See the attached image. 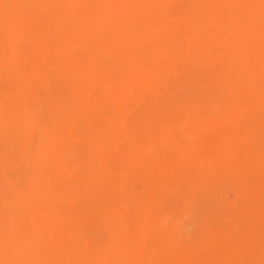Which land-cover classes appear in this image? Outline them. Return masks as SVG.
I'll use <instances>...</instances> for the list:
<instances>
[{"label": "rangeland", "instance_id": "obj_1", "mask_svg": "<svg viewBox=\"0 0 264 264\" xmlns=\"http://www.w3.org/2000/svg\"><path fill=\"white\" fill-rule=\"evenodd\" d=\"M34 1L39 2L0 0V264H29L31 258L30 264L38 258L44 264H83L84 258L87 264H123L121 251L126 252L121 258L125 260H129L128 252H134V259L124 264H200L201 259L204 264L211 262L210 256L215 264H264V101L253 86L244 85L247 77H258L264 89V62L260 64L264 60V10L253 24L246 0H141V4L120 0L116 14L127 20L120 21L127 29L120 51L131 61L130 74L136 84L114 85L112 78H119L110 71L112 57L101 59L107 64L95 81L92 71L85 70L94 56L93 47L101 51L107 44L109 18L95 13V18L99 16L95 21L79 19L71 25L59 18L50 0L51 7H43V0L38 5ZM77 15L69 13L68 17ZM250 24L252 30L247 28ZM135 29L141 30V36ZM138 43L141 56L136 55ZM237 43L243 46L235 49ZM81 69L84 72L78 74ZM137 74L141 75L134 78ZM124 89L133 93L119 104ZM57 97L67 101L72 97L77 107L59 118L53 134L48 132L54 126L49 119ZM36 105L41 109H35ZM17 109L30 119L49 118L31 132L26 120L12 121ZM212 127L224 140H216ZM46 136L60 145L51 143L50 148L37 150ZM220 141H228L224 143L227 149L222 150ZM31 143L47 153L39 152L44 165L36 162L40 160L36 151V159L29 155ZM27 161L36 162L42 174L38 178L36 173L38 183L25 174L31 171ZM123 173L124 178H119ZM220 184L223 191L216 189ZM47 218L53 219L54 228L48 225L53 237L36 238L33 245L37 248L28 247L31 253L40 252L34 262L35 253L29 259L25 245L33 233L28 235L27 230L32 225L37 229L39 221L49 223ZM149 221L156 231L158 225L159 229L165 226L163 235L169 242L165 255L157 250L163 237L159 231L154 235ZM115 222L123 231L112 237L118 231L110 230ZM102 230L107 249L101 246ZM105 231L111 233L105 235ZM166 231L173 234L172 240H167ZM98 240L100 247L93 244ZM115 241L121 243L119 247ZM91 244L104 248L100 252L95 247L92 253L104 252L106 258L101 255L96 260L91 253L86 260L90 254L85 247Z\"/></svg>", "mask_w": 264, "mask_h": 264}, {"label": "bare ground", "instance_id": "obj_2", "mask_svg": "<svg viewBox=\"0 0 264 264\" xmlns=\"http://www.w3.org/2000/svg\"><path fill=\"white\" fill-rule=\"evenodd\" d=\"M44 1V5H42L43 7L45 6V5H49L50 6V3H48L47 2V0H43ZM55 1V2H54ZM122 1H124V0H122ZM121 1V2H122ZM127 1V0H126ZM134 1V3H135V1H136V3L137 4H141V0H133ZM246 1H249L250 2V4H249V6L247 7V10H246V12L247 13H251L252 14V16H253V19L251 20L252 21V23L253 24H255L256 23V18H257V16L259 15V13L260 12H263V10H264V2L263 1H260V0H246ZM35 3L37 2V1H34ZM39 2H40V0H39ZM38 2V3H39ZM50 2H52V4H51V6H55V7H57L58 8V10H59V13H58V15H59V18L61 19L62 17H63V19L65 20V22L66 23H68V24H71V25H73V24H77L78 22H79V19H80V22H89V21H95L97 18H99V16L101 15H106L108 18H109V20L111 21L110 23H109V25L107 26V30H106V32H105V37L107 38V44L103 47V49L100 51L99 50V47H93V51H94V56L93 57H91V59H92V61L90 62V63H88L86 66H85V70H90V71H92L90 74L91 75H93V80L95 81V76H98L102 71H103V67H104V65H106L107 63H103L102 61H101V59L103 58V57H112L113 59H114V61H113V67L111 68V72L113 73V76H114V74H116V78H119V79H115V77H113L112 78V80L114 79V80H116V81H112V83L114 84V85H118L120 82L122 83V84H120V85H123L124 83V85H126V84H128L129 82H131L132 81V78L133 77H131V70H132V66H131V61H129L128 59H126L125 58V55H124V52H122V51H120V45H121V41H122V38H124L123 36H124V32H125V30H127V29H125V27L123 28V27H121V23H127V20L125 21L124 19H122V20H120V18H118L119 16L116 14V8H117V6L120 4V0H50ZM54 2V3H53ZM38 3H36L37 5H38ZM125 3V2H124ZM42 4H43V2H42ZM50 6V7H51ZM46 9V8H45ZM138 11H140L138 14H141V7L139 6L138 7ZM78 14L77 16H73V17H68V14ZM95 13H99V16L97 17V18H95L94 17V15L93 14H95ZM129 14V13H128ZM123 16V15H122ZM128 16V15H127ZM127 16L125 17V16H123V18H127ZM120 21H121V23H120ZM123 21V22H122ZM68 26H70V25H68ZM103 26H105V24L103 25ZM102 26V27H103ZM82 28V25H81V27H80V29ZM247 28H248V30H252L253 29V26H252V24H250L249 26H247ZM125 29V30H124ZM133 29H131L130 28V32L132 31ZM128 32H129V28H128ZM134 33L135 34H137V35H139V36H141V30H134ZM126 34V33H125ZM238 41H244V40H246V39H244V38H238L237 39ZM60 43H62V42H60ZM59 43V44H60ZM62 44H64V43H62ZM243 46V44L242 43H237L236 44V46H235V49H239V48H241ZM136 47L137 48H135L136 49V55H139V56H141V43H138L137 45H136ZM135 49L133 50V51H130V52H135ZM138 51H139V53H138ZM127 52H129V51H127ZM128 53V54H131V53ZM138 56V57H139ZM131 58V57H130ZM141 58V57H140ZM132 59V62L134 63V62H136V58H134V60H133V58H131ZM262 62H264V60H262L261 62H260V64L262 63ZM121 64H124L122 67H121ZM134 65H136V63L134 64ZM262 65V64H261ZM263 67V66H262ZM137 68V67H136ZM138 69V68H137ZM139 71H140V69H139ZM84 72V70L83 69H81L79 72H78V74H81V73H83ZM139 73V72H138ZM141 74H137L134 78H138L139 76H140ZM118 76V77H117ZM261 79V78H260ZM119 80V81H118ZM138 81V80H137ZM116 82H119L118 84L116 83ZM133 83H134V85L136 84V81L134 82V81H132ZM245 82V84L244 85H250V86H253L254 87V89H255V93H257V97L258 98H260V99H263V100H261V101H264V89H260V84H259V81H258V77L256 78V79H254V80H252V79H249L248 77H247V80L246 81H244ZM249 82V83H248ZM132 83V84H133ZM19 85V87H20V85L21 84H18ZM29 86V85H28ZM129 86V85H128ZM22 87V86H21ZM25 87H27V86H25ZM136 87V86H135ZM132 88H133V90H134V87H132L131 86V90H132ZM20 89H22V88H19V90ZM126 89H124L123 91H122V96H123V98L118 102L119 104H121V103H124V101H126V100H128L130 97H131V95H132V91H128V90H126ZM22 91V90H21ZM128 92V93H127ZM111 99L113 100V102H116L117 101V97H111ZM75 100L72 98V97H70L69 99H68V101L67 100H63V97H57V98H55L54 99V102L57 104V106L55 107V109H54V111L52 112V115L50 116V121H53L54 122V126H53V128H51V129H49L48 130V132H52L53 134H54V132H55V127L57 126V123H58V120H59V118H62L66 113H67V111H68V113H70V109L72 108H74V107H77V105L75 106V104H77V103H75L74 102ZM74 106V107H73ZM34 108V107H33ZM35 109H37V110H40L41 108H40V105L39 106H37L36 105V107H35ZM71 109V110H72ZM43 111V110H42ZM41 111V112H42ZM97 112V111H96ZM14 113H12L11 114V116L13 115ZM72 114V113H71ZM26 114H25V112L24 111H22V110H19L18 111V109L16 110V113L14 114V116H12L11 117V119H12V121L13 122H16V120L18 119V118H21V119H23V120H26L28 123H29V125H30V127H31V132L33 131V127L34 126H43V125H45V123L48 121V119L47 118H49V117H47V116H45V115H41V116H38L37 118H34V119H30V118H27L26 116H25ZM233 117H235L236 116V113H234L233 115H232ZM233 117H231V118H233ZM241 117V116H240ZM239 116H238V118H240ZM99 124V123H98ZM102 126H105V125H102ZM101 126V127H102ZM92 127H94V126H92ZM98 127H99V125H98ZM96 128V127H95ZM97 130H98V133L99 134H101L100 133V128H96L95 129V131L97 132ZM100 130V131H99ZM208 130V129H207ZM207 130H204L203 132L205 133H210V132H207ZM212 130H214V128L212 127V129L210 130V131H212ZM89 131H90V129H89ZM93 131H94V129H93ZM92 131V134H93V136L96 134V133H94ZM216 131V132H215ZM103 132V131H102ZM108 132V131H107ZM213 132H215L214 133V136H215V138H216V140L217 139H219V140H224V139H222L221 137H222V133L221 132H219V130H217V129H215L214 131H212V133L211 134H213ZM218 132V133H217ZM104 133V132H103ZM219 133H221L220 135H218ZM87 134H89V133H87ZM92 134H89V135H92ZM210 134V135H211ZM216 135H218L219 136V138H218V136H216ZM96 136V135H95ZM94 136V137H95ZM99 135L97 134V137H98ZM102 136H104V134H102ZM101 136V137H102ZM49 136H46V138H45V140L47 141H43V142H41L39 145H38V147H36V149L37 150H39V148H41V147H45V148H50V144L52 143V145H55V143H57V144H59V142H57V141H55L54 139V141L52 142H49L48 140H50L51 138H53V137H51L50 139L48 138ZM105 137V136H104ZM205 137V136H204ZM211 139H213V136L211 135ZM224 137V136H223ZM100 138V137H99ZM203 139V138H202ZM95 140V139H94ZM100 139H98V141H99ZM104 140H105V138H104ZM103 140V138L101 139V141L100 142H103L104 141ZM215 140V139H214ZM215 140V141H216ZM185 141V140H184ZM187 141V140H186ZM191 142H194V141H192V140H190ZM190 141H188V142H190ZM96 142V141H95ZM99 142V143H100ZM226 142H228V141H225L224 143L226 144ZM45 143H46V145H45ZM60 143H62V142H60ZM185 143H187V142H185ZM220 143H221V141H220ZM223 142L221 143V144H223L222 145V147L224 146V148H222V150H225V149H227V146H225V144H224ZM231 143V142H230ZM42 144H44L43 146H42ZM219 144V143H218ZM49 145V146H48ZM60 145V144H59ZM101 145V144H100ZM228 145V144H227ZM33 144L31 143V150H33V151H29L30 153H29V155H31V156H34L35 155V152L34 151H36V153H37V157L36 158H38V156H39V158L38 159H40V160H37L36 158H35V156H34V159H36V162H40L42 165H44L45 163H43V160L42 159H44V157L43 156H41V154L40 153H42V154H47L46 152H40V151H37L36 149H34L33 147ZM41 146V147H40ZM46 146H48V147H46ZM154 146V145H153ZM156 146V145H155ZM229 146V145H228ZM55 147V146H54ZM218 147H219V145H218ZM226 147V148H225ZM231 147V146H230ZM41 149H43V148H41ZM40 149V150H41ZM156 149H157V147H156ZM97 150V149H96ZM100 150V149H99ZM134 150H136V149H134ZM229 150H230V148H229ZM98 151V150H97ZM231 151H232V148H231ZM32 152H33V154H32ZM40 152V153H39ZM132 152V151H131ZM221 152H223V151H221ZM235 152V151H234ZM40 155H39V154ZM230 153V152H229ZM236 154V153H235ZM233 155V154H232ZM31 156H29V158L31 159ZM40 156L41 157H43L42 159L40 158ZM67 156V155H66ZM33 158V157H32ZM66 158V157H65ZM231 159H232V157H230ZM67 159V158H66ZM71 159V158H70ZM69 159V160H70ZM204 159H205V157H204ZM230 159V160H231ZM47 160V159H46ZM46 160H44V162H46ZM202 161H201V163H204V160L203 159H201ZM32 161V160H31ZM42 161V162H41ZM30 165L32 164V162H30V161H27ZM36 162L34 161V163L36 164ZM38 162V165H40V163ZM232 162H234V160L232 161ZM231 162V163H232ZM236 162V161H235ZM28 163H27V166L28 167H30V170L31 171H29V170H26V172H25V174L27 173V175L28 174H30L32 177H30V178H32V179H36L37 177L38 178H41L40 177V175H42L41 173L39 174L38 173V171L39 170H37L36 169V167L34 166V163H33V165H31V166H29L28 165ZM69 163V162H68ZM119 164V163H118ZM132 164V163H131ZM164 164H166V163H164ZM125 165H128V163L127 164H125ZM37 166V165H36ZM172 165H170V167H171ZM181 166V165H180ZM179 166V167H180ZM34 167L35 169H36V171H35V169H33L34 170V172H33V170H32V168ZM40 167V166H39ZM118 167H119V165H118ZM121 167L122 168H124V164L122 165L121 164ZM163 167V166H162ZM165 167V166H164ZM168 166H166V168H167ZM41 169V168H40ZM162 170H165V169H162ZM29 173H28V172ZM41 172H43V173H45L44 172V170L42 171V169L40 170ZM122 171H124L123 169H122ZM125 171H127V170H125ZM166 171H168V170H166ZM165 171V172H166ZM174 171V170H173ZM162 172V171H161ZM35 173V176H33V174ZM39 174L38 176H37V174ZM125 173V172H124ZM124 173L122 174V176H120L119 178H124L123 176H124ZM171 173H172V171H171ZM174 173H175V171H174ZM126 174V173H125ZM129 174V173H128ZM167 174H168V172H167ZM47 175V174H46ZM132 175V174H131ZM37 176V177H36ZM44 176V175H43ZM42 176V177H43ZM54 176V175H53ZM126 176V175H125ZM133 176V175H132ZM132 176H130V177H132ZM166 176V175H165ZM25 177H26V175H25ZM29 177V176H28ZM50 177H52V176H50ZM129 177V178H130ZM167 177V176H166ZM179 176H177V178H178ZM38 178H37V183L39 182L38 181ZM46 178V177H45ZM57 178V177H56ZM129 178H127L128 180H129ZM167 178H169V177H167ZM25 179H27V178H25ZM34 179V180H35ZM49 179V178H48ZM55 179V178H54ZM28 180H30V179H27V181ZM43 180V179H42ZM121 180V179H120ZM119 180V181H120ZM124 180V179H123ZM48 181V180H47ZM52 181V180H51ZM125 181H127V180H125ZM55 182V180H53V183ZM122 182V181H121ZM30 182L28 181V183L27 184H29ZM40 183H42V182H40ZM45 183V182H44ZM56 183V182H55ZM59 183V182H58ZM168 183V182H167ZM225 183H226V181H225ZM26 184V183H25ZM32 184V183H31ZM46 184V183H45ZM51 184V183H50ZM49 184V185H50ZM224 186H226V184H224V182L222 183ZM39 185H41L42 186V184H39ZM38 185V186H39ZM46 185H48V184H46ZM45 185V186H46ZM180 185H182V184H180ZM223 185L221 186V184L219 185V186H221V187H219V186H216V189H218V190H220V191H223V190H221V188L223 187ZM32 186H35V185H33L32 184ZM37 186V187H38ZM45 186H43V188L45 187ZM182 186H184V185H182ZM114 187H116V186H114ZM119 187V186H118ZM160 188L159 187V185H157L156 186V188ZM39 188V187H38ZM47 188V187H46ZM169 188V187H168ZM225 188V187H224ZM29 189V188H28ZM35 189L36 190H34V187L32 188V191L34 190V191H38V189L36 188V186H35ZM40 189V188H39ZM45 189V188H44ZM116 189H118V190H120L119 188H117L116 187ZM172 189V188H171ZM171 189H168V190H171ZM30 190H31V187H30ZM43 190V189H42ZM128 190H131L130 189V187H129V189ZM156 190H158L159 191V189H156ZM218 190H216L217 192L216 193H218ZM226 190V189H225ZM29 191V190H28ZM27 191V192H28ZM33 191V192H34ZM155 191V190H154ZM30 192V191H29ZM33 192H31V193H33ZM39 192V191H38ZM40 192H42V191H40ZM168 192V191H167ZM167 192H166V194H167ZM173 191H171L170 193H172ZM30 193V194H31ZM165 193V192H164ZM175 193H176V191H175ZM29 193H27V195H28ZM29 194V195H30ZM158 194H160V193H158ZM236 195V194H235ZM32 196V195H31ZM163 197L165 196L166 197V195L164 194V195H162ZM216 196V195H215ZM226 196H228L227 194H226ZM240 196V195H239ZM46 197H48V196H46ZM161 198V194H160V196H159V199ZM224 199L226 198L225 196L223 197ZM230 197H228V199H229ZM43 199H45V198H43ZM49 199H51V198H49ZM49 199H47L48 201H49ZM227 199V198H226ZM225 199V200H226ZM237 199H239V198H237ZM42 201H45V200H42ZM153 201V200H152ZM155 201H156V198H155ZM51 202H52V200H51ZM220 202L222 203L223 201L222 200H220ZM50 203V202H49ZM150 203V202H149ZM148 203V204H149ZM228 203V202H227ZM150 204H152V203H150ZM159 204V203H158ZM226 204V203H225ZM221 205H224V203L223 204H221ZM152 206V205H151ZM155 206H157V203H156V205H154V207ZM226 207H227V204L225 205ZM224 206V208H226ZM156 209V208H155ZM154 209V210H155ZM228 210H229V208H227ZM153 212V211H152ZM156 212V211H155ZM229 212H231V208H230V211ZM143 213V212H142ZM228 213V212H227ZM153 214V213H152ZM151 214V215H152ZM143 215V214H142ZM109 216V215H108ZM207 216H209V215H207ZM205 217V216H204ZM209 217H211V218H213V217H220V218H223L222 216H216V215H210ZM58 219V218H57ZM109 219V218H108ZM206 219V218H205ZM47 220H49V218H47ZM51 220V219H50ZM50 220H49V223H48V221H47V223L46 222H44V224H42L40 221L38 222V223H40V225L37 223V224H35V225H38V227H37V229H32V226L31 227H29V228H31L30 230L31 231H29V230H27V234L29 235V234H35V235H30V236H32L31 238H30V236L27 238V239H29L28 241H26V249H27V251H29L28 250V247H30L31 245H32V247L34 246L33 245V243H34V241H35V239L36 238H39L40 237V239H48V238H50V236H51V234H49L50 233V228L48 227V225H51V223H52V220H51V222H50ZM112 220V221H111ZM113 220L114 219H112V217L110 216V224H111V222L113 223ZM150 220V219H149ZM199 221V220H198ZM198 221H196V222H198ZM202 221V220H201ZM54 223H55V221H53ZM53 223V224H54ZM182 223V222H181ZM33 224H34V222H33ZM115 224L116 225H114L113 224V228H111L110 230H113V231H116V230H118L117 231V233L116 232H114V233H116L115 234V236H112V237H116V235H118L121 231H123V230H121L120 231V227L121 226H117V222H115ZM148 226L150 227V225L151 226H153L152 224V222L150 223V221L148 222ZM35 225H34V227H35ZM119 225V224H118ZM30 226V225H29ZM44 226H46V227H44ZM52 226L53 225H51L50 227H51V229H52ZM110 226V225H109ZM112 226V225H111ZM157 226V225H156ZM186 226V225H185ZM35 227V228H36ZM48 227V228H47ZM114 227H117V228H114ZM158 227V230L156 231L155 229H154V226H153V231L155 230L156 231V233H155V231H154V235H156L157 233H158V231H159V233H158V236H160L161 235V237H163L162 239L159 237V239H161V240H163L164 239V233H165V231H164V229H165V226L163 227V228H161V229H159L160 227H159V225L157 226ZM53 228H54V226H53ZM122 228H123V226H122ZM174 228V227H173ZM47 229V230H46ZM146 229L147 230H145V231H147L146 233H149V234H146L147 236H149L150 238H151V236H153L152 235V233H151V231L149 230L148 231V228L146 227ZM171 229V228H170ZM32 230H34V231H32ZM37 230V231H36ZM43 230H45V231H43ZM103 230H105V229H103ZM102 230V233L100 232V234L101 235H103V231ZM205 230V229H204ZM28 231L29 232H31V233H28ZM48 233H47V232ZM52 231V230H51ZM106 231H108V230H106ZM106 231H105V235H107V234H109V233H111L110 231L106 234ZM113 231H112V234H113ZM161 231H163L162 233H161ZM36 232V233H35ZM178 232V231H177ZM45 233H47V234H45ZM151 233V234H150ZM176 233V232H175ZM49 234V236H45V235H48ZM111 234V235H112ZM160 234V235H159ZM168 233H167V231H166V234L165 235H167ZM177 234V233H176ZM27 235V236H28ZM37 235H39V236H37ZM40 235H43V236H40ZM57 235V234H56ZM110 235V236H111ZM114 235V234H113ZM141 236H143L142 235V233L140 234ZM206 235V234H205ZM204 235V236H205ZM104 236V235H103ZM103 236H99V238L101 239V241H97V242H95V243H93V244H95L96 246L97 245H99V247H100V244H101V246L102 247H104V248H106L107 249V246H106V244L108 243V242H106L104 239H106L107 240V238L105 237V238H103V240H102V237ZM110 236H107V237H110ZM140 236V237H141ZM147 236H146V239L145 240H147L148 238H147ZM172 236H173V234H168V236L166 237L167 238V240H169V238L172 240ZM42 237V238H41ZM45 237V238H44ZM51 237H53V236H51ZM118 237V236H117ZM230 237V235H228V238ZM174 238V237H173ZM232 238V237H231ZM40 239H38V241L40 240ZM111 239V238H110ZM109 238H108V241L110 240ZM118 240V242L120 241L121 242V240L119 239V238H117ZM142 239H143V237H142ZM205 239V238H204ZM203 239V240H204ZM210 238L208 237V240H209ZM37 240V239H36ZM45 240V241H46ZM84 240H85V238H84ZM83 240V241H84ZM112 240H114V239H112ZM112 240H110V241H112ZM116 240V239H115ZM160 240V242H162L161 243V250H159V249H157L158 250V252L159 251H161V252H165V251H167V250H165V249H167L168 248V244H169V242H168V244H167V242H165V239H164V242L163 241H161ZM207 240V241H208ZM42 241H44V240H42ZM104 241V242H103ZM117 241H115L116 242V244L118 243ZM201 241V240H200ZM210 241V240H209ZM37 242V241H36ZM40 242H41V240H40ZM40 242H37V243H40ZM101 242V243H100ZM134 242H135V240H134ZM137 242V241H136ZM135 242V243H136ZM250 242V241H249ZM100 243V244H99ZM106 243V244H105ZM114 243V242H113ZM122 243V242H121ZM120 243V244H121ZM125 243H129V242H127V241H125ZM125 243H123V244H125ZM130 243L132 244V245H135V244H133L132 243V241H130ZM171 243H172V241H171ZM170 243V244H171ZM85 244V243H84ZM83 244V248H84V245ZM93 244H91V245H87V247H85L87 250V252H89V253H87L86 251H84L85 249H83V254H85V252H86V254L87 255H89L90 254V256H88V259L86 258V260H88L89 261V257H91V253H92V251L93 252H96L97 251V249H99V247H96L95 245H93ZM109 244H110V242H109ZM120 244L118 243V245H116V246H120ZM162 244H164V245H162ZM166 244V245H165ZM37 245V244H36ZM104 245V246H103ZM126 245H128V244H126ZM38 246V245H37ZM37 246H34V247H36L37 248ZM94 246V247H93ZM116 246H115V248H116ZM123 246V245H122ZM131 245H129L128 246V248L130 247ZM136 246V245H135ZM135 246H133V247H135ZM163 246L165 247L164 248V250L162 249L163 248ZM199 246H201V245H199ZM33 247V248H34ZM92 247H93V249H92ZM95 247H96V251L94 250L95 249ZM102 247H101V249H102ZM132 247V246H131ZM33 248H29L30 250H32ZM58 248V247H57ZM62 248V247H61ZM61 248H59V249H61ZM66 248V247H65ZM103 248V249H104ZM109 248V247H108ZM121 248V247H120ZM124 248V247H123ZM125 248H127L126 246H125ZM124 248V249H125ZM156 248V247H155ZM157 248H158V245H157ZM200 248V247H199ZM241 248V247H240ZM244 248V247H243ZM63 250H64V247L62 248ZM82 249V248H81ZM89 249L91 250V251H89ZM101 249H99L100 250V252H101ZM103 249H102V251H103ZM110 249V248H109ZM134 249V248H133ZM35 250V249H34ZM38 250V249H37ZM53 250V249H52ZM62 250V251H63ZM98 250V251H99ZM112 250H114L113 249V247H112ZM163 250V251H162ZM82 251V250H81ZM109 251V250H108ZM119 251V250H118ZM30 253H31V251H29ZM28 252V253H29ZM48 252V251H47ZM50 252V251H49ZM48 252V253H49ZM80 252V251H79ZM100 252H98L99 254H101V255H103V253H100ZM110 252V251H109ZM113 252V251H112ZM115 252V251H114ZM122 253H123V255L126 253H124L123 251H121ZM121 252H119V255L121 254ZM128 252V251H127ZM157 252V251H156ZM157 252V253H158ZM242 252V251H241ZM33 253H35L33 256H32V254ZM38 253H40L39 252V250H38ZM37 251L36 252H32L31 254H28V257L31 255V257H33V259L35 258V260H34V262L36 261V257L35 256H38L37 254ZM69 253V252H68ZM78 253V252H77ZM82 253V252H81ZM81 253H79L80 255H81ZM116 253V252H115ZM132 253H134V252H132ZM131 253V251H130V253L128 252L127 254H130V257L133 255ZM157 253H156V255H157ZM162 253V254H163ZM43 254V253H42ZM74 254V252H72V255ZM78 254V255H79ZM83 254H82V256H83ZM111 254V253H110ZM113 254V253H112ZM126 254V255H127ZM132 254V255H131ZM52 255V254H51ZM57 255V254H56ZM56 255H54L53 254V256H56ZM87 255H86V257H87ZM93 255L95 256L96 255V253H92V258H93ZM101 255H96L97 256V258H95L96 260L97 259H99V256H101ZM105 255H106V253H105ZM105 255H103V257L102 258H106L105 257ZM108 255H109V253H108ZM118 255V257H120ZM123 255H121V257H120V261L124 264L125 262H127V261H129L130 259L132 260V259H134V258H130L129 257V255H128V259L129 260H125L126 259V257L124 258V259H121L122 258V256ZM163 255H165V253L163 254ZM207 256L209 255H212V254H206ZM74 256V255H73ZM72 256V257H73ZM75 256H76V254H75ZM85 256V255H84ZM107 256V255H106ZM160 256V255H159ZM200 256H202V255H200ZM58 257V256H57ZM117 257V259H119ZM157 257H158V255H157ZM193 257V256H192ZM205 257V256H204ZM211 258H212V260H211V262L208 260L207 261V263H204V264H208L209 262H210V264H212L214 261H213V259H214V257L213 256H210ZM243 257V256H242ZM78 258H80V260H81V258H82V260H83V257H78ZM92 258H90V259H92ZM101 258V257H100ZM165 258V257H164ZM199 258V257H198ZM29 259H30V257H29ZM32 259V258H31ZM30 259V262H29V264L30 263H32V261L33 260H31ZM40 258H38L37 259V263H35V264H39V262H40V264H42L43 262L40 260L39 262H38V260H39ZM94 259V258H93ZM112 259H114V258H112ZM163 259V258H162ZM201 259V258H200ZM200 259H198V261L200 260ZM205 260L207 259V258H204ZM79 259L77 260V259H75V261L74 262H78V261H80ZM100 260V259H99ZM98 260V261H99ZM110 257H109V262H110ZM115 260H116V258H115ZM115 260H112L111 262L113 263ZM124 262H123V261ZM197 260V259H196ZM54 261H56L55 259H54ZM53 261V262H54ZM59 261V260H58ZM60 261H61V259H60ZM58 262V263H61V262ZM95 261V260H94ZM120 261H118V262H120ZM162 261V260H161ZM197 261V262H198ZM203 260L201 259L200 260V264H203V262H206V261H203ZM213 261V262H212ZM33 262V263H34ZM52 262V261H51ZM57 262V261H56ZM65 262V261H64ZM76 262V263H77ZM85 262V258H84V260H83V264H87L86 262ZM91 262V264H93L92 263V261H90ZM105 262V261H104ZM108 262V263H109ZM63 263V262H62ZM61 263V264H62ZM79 263V262H78ZM100 263H102V262H100ZM116 263V261L114 262V264ZM191 263H192V261H191ZM240 263V262H239ZM44 264V263H43ZM53 264V263H52ZM71 264H74V263H71ZM80 264V263H79ZM81 264H82V262H81ZM88 264H90L89 262H88ZM96 264H98V262L96 263ZM103 264V263H102ZM110 264V263H109ZM213 264H215V263H213Z\"/></svg>", "mask_w": 264, "mask_h": 264}]
</instances>
